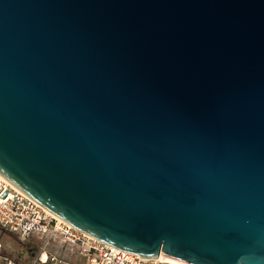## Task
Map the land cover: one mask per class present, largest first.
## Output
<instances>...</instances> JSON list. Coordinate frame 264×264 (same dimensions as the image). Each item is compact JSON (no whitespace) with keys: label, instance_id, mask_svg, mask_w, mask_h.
Masks as SVG:
<instances>
[{"label":"water","instance_id":"water-1","mask_svg":"<svg viewBox=\"0 0 264 264\" xmlns=\"http://www.w3.org/2000/svg\"><path fill=\"white\" fill-rule=\"evenodd\" d=\"M0 174L170 264H264V0H0Z\"/></svg>","mask_w":264,"mask_h":264},{"label":"built area","instance_id":"built-area-1","mask_svg":"<svg viewBox=\"0 0 264 264\" xmlns=\"http://www.w3.org/2000/svg\"><path fill=\"white\" fill-rule=\"evenodd\" d=\"M0 227L21 242L33 240L40 248L31 264H170L102 243L60 218L51 215L26 193L0 175ZM59 248L74 256L59 257ZM53 249H55L54 252ZM45 254L44 259L41 256ZM0 264H17L0 244Z\"/></svg>","mask_w":264,"mask_h":264},{"label":"rangeland","instance_id":"rangeland-1","mask_svg":"<svg viewBox=\"0 0 264 264\" xmlns=\"http://www.w3.org/2000/svg\"><path fill=\"white\" fill-rule=\"evenodd\" d=\"M0 244L4 253L13 259L17 264H31V262L39 255L40 248L33 240L21 242L15 235L9 234L0 227ZM29 244V245H28ZM30 248L31 250H27ZM53 249L52 252H54ZM59 257L67 262H72L74 256L64 249L59 248Z\"/></svg>","mask_w":264,"mask_h":264},{"label":"bare ground","instance_id":"bare-ground-1","mask_svg":"<svg viewBox=\"0 0 264 264\" xmlns=\"http://www.w3.org/2000/svg\"><path fill=\"white\" fill-rule=\"evenodd\" d=\"M1 175V174H0ZM2 176V175H1ZM3 177V176H2ZM4 178V177H3ZM6 180V178H4ZM9 184H11V186H13L14 188H17L11 181L9 182L8 180H6ZM19 189V188H17ZM20 190V189H19ZM21 191V190H20ZM45 208V207H44ZM46 209V208H45ZM51 215H53L54 217H58L60 219H62L61 217H59L58 215L56 216L55 214H53L52 212H50L48 209H46ZM45 254L43 253V255L41 256V259H44Z\"/></svg>","mask_w":264,"mask_h":264},{"label":"trees","instance_id":"trees-1","mask_svg":"<svg viewBox=\"0 0 264 264\" xmlns=\"http://www.w3.org/2000/svg\"><path fill=\"white\" fill-rule=\"evenodd\" d=\"M28 245H29V244H28ZM27 250H29V251H30L31 249H30V248H27Z\"/></svg>","mask_w":264,"mask_h":264}]
</instances>
